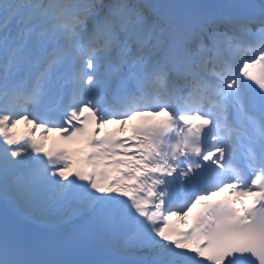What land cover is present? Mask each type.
Returning a JSON list of instances; mask_svg holds the SVG:
<instances>
[{
	"label": "snow or ice",
	"instance_id": "obj_1",
	"mask_svg": "<svg viewBox=\"0 0 264 264\" xmlns=\"http://www.w3.org/2000/svg\"><path fill=\"white\" fill-rule=\"evenodd\" d=\"M0 264H264V0H0Z\"/></svg>",
	"mask_w": 264,
	"mask_h": 264
}]
</instances>
